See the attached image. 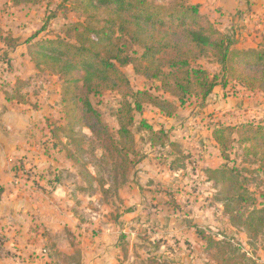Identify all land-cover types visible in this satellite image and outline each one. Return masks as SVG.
<instances>
[{
  "label": "rangeland",
  "instance_id": "374dc122",
  "mask_svg": "<svg viewBox=\"0 0 264 264\" xmlns=\"http://www.w3.org/2000/svg\"><path fill=\"white\" fill-rule=\"evenodd\" d=\"M149 1L199 5L218 30L238 39L237 49L262 45L264 0ZM77 9L67 0H0V30L17 41L13 48L0 42V264H264V233L254 238L233 224L222 187L205 173L239 170L254 207L264 208V164L236 135L224 162L212 136L218 126L263 124L264 93L230 80L206 102L192 97L180 104L127 66L134 91L149 90L177 110L167 117L145 105L135 114V153L126 156L119 145L110 157L91 130L77 129L73 137L61 131L69 132L70 123L62 81L38 68L29 52L36 41L70 39L72 25L83 21ZM194 66L221 76L211 58ZM91 102L117 142L122 95L110 91ZM143 120L169 141L155 146L158 134L142 131Z\"/></svg>",
  "mask_w": 264,
  "mask_h": 264
},
{
  "label": "trees",
  "instance_id": "16d2710c",
  "mask_svg": "<svg viewBox=\"0 0 264 264\" xmlns=\"http://www.w3.org/2000/svg\"><path fill=\"white\" fill-rule=\"evenodd\" d=\"M11 1L20 5L47 0ZM67 1L77 5L83 18L71 27L73 41L62 37L36 41L29 47L30 56L38 68L47 67L62 81V103L70 123L69 132L65 128L61 131L73 137L77 129L91 130L108 144L110 157L120 152L119 145L126 156L135 153V114H142L145 105L158 108L167 117H173L177 110L173 101L154 96L149 90L134 91L123 72L127 66H133L135 73L147 80L160 83L161 90L180 104L192 97L206 102L216 87L227 88L230 80L264 93V36L259 49H237L238 39L218 30L201 14L199 5L180 0L169 7L149 0ZM0 42L10 48L17 45L16 39L1 30ZM137 48L142 50L140 55ZM202 58H211L221 66V76L211 77L201 66L195 67ZM110 91L123 97L117 112V142L91 102L92 96ZM141 130L152 136L158 134L145 120L141 121ZM234 135L241 145L249 146L255 162L264 164V123L215 128L212 136L224 162L230 160L228 151L236 142ZM157 138L152 141L155 146L169 141L163 132ZM205 173L222 187L225 211L233 224L254 238L264 233V208L254 207L255 200L248 196L239 170L226 166L205 169ZM198 233L206 238L201 231Z\"/></svg>",
  "mask_w": 264,
  "mask_h": 264
},
{
  "label": "crops",
  "instance_id": "0c3cea01",
  "mask_svg": "<svg viewBox=\"0 0 264 264\" xmlns=\"http://www.w3.org/2000/svg\"><path fill=\"white\" fill-rule=\"evenodd\" d=\"M256 5H257V4H256ZM259 5H260V4H259ZM261 5L264 7V4H261ZM262 6H261V7H262ZM1 172H2V176H4V178H5V175L7 176V180L11 178V177L9 176L10 173L7 174V173H4L3 171H1ZM3 173H4V174H3ZM11 175H12V174H11ZM0 176H1V175H0ZM1 178H3V177H1ZM4 178H3V180H4ZM6 223H7V220H4V223H2V224L4 225V224H6ZM8 223H9V222H8ZM15 227L17 228L16 225H15ZM18 227H19V226H18ZM9 228L11 229L12 227H9ZM10 229H9L8 231L6 230V231L8 232V233H6V234H7L8 236H10V234H11L12 236H14V235L16 236L17 232L13 235L14 232L12 233V232L10 231ZM12 236H11V237H12Z\"/></svg>",
  "mask_w": 264,
  "mask_h": 264
}]
</instances>
